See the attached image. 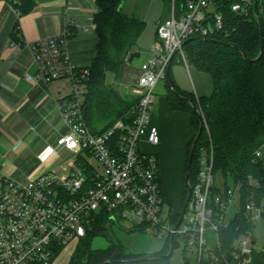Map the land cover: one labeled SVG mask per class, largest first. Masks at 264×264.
Listing matches in <instances>:
<instances>
[{"label":"built area","instance_id":"2783aa9c","mask_svg":"<svg viewBox=\"0 0 264 264\" xmlns=\"http://www.w3.org/2000/svg\"><path fill=\"white\" fill-rule=\"evenodd\" d=\"M225 2L187 0L177 14L173 2L168 18L158 23L155 43L141 65L142 73L133 89L139 103L130 122L121 119L100 134L89 130L82 114L90 72L71 61V31L66 29L30 45L35 73L27 75V81L50 84L66 80L72 86L71 95L59 105L69 133L58 140L54 151H67L73 159L61 166L66 171L63 176L51 171L23 182L0 173V264H56L61 254L58 252L84 239L103 213L115 223L128 219L143 225L166 242L173 234L178 235L197 264L205 259L215 264H251L253 252L262 250L256 248L254 230L255 223L264 220V201L248 200L243 216L253 230L240 235L232 250L224 253L219 231L226 229L241 211V186L212 193L217 183L212 145L200 151L197 180L193 185L189 182L191 197L176 232L173 211L160 183L158 157L143 150L144 143L158 146L161 141L158 127L150 125L151 109L156 101L155 89L159 81L165 80L172 57L180 56L187 65L185 41L225 31L221 12ZM228 2L233 13L243 17L254 14L255 0ZM204 126L207 128L205 120ZM263 149L264 144L255 151V157H260ZM249 183L258 186L253 179ZM234 208L237 212L231 216ZM208 231L212 234L210 240L206 237Z\"/></svg>","mask_w":264,"mask_h":264},{"label":"trees","instance_id":"16d2710c","mask_svg":"<svg viewBox=\"0 0 264 264\" xmlns=\"http://www.w3.org/2000/svg\"><path fill=\"white\" fill-rule=\"evenodd\" d=\"M7 1L14 5L21 16L30 13L34 8L32 0ZM158 1L162 2L165 10L169 12L174 2L177 14L183 10L187 0ZM228 1L221 7L226 24L225 31L221 35L193 40L184 46L187 62L211 76L213 93L210 96L197 97L194 93L181 90L171 70L170 83L178 94L166 86L168 108L191 116L194 134L189 144L186 173L199 130L201 111L207 125V128L203 129L189 168L190 184L193 185L197 180L201 149L212 145L213 174L217 181L212 193L217 194L221 188L227 189L233 185L241 186V211L226 229L219 231L222 251L226 254L232 250L235 239L246 231L253 230V225L243 216L248 200L252 198L257 202L264 201V149L260 157H255V151L264 144V51L261 54L262 37L258 27L261 24L264 30V0H260L261 12L258 18L253 13L249 17L233 13ZM123 2L124 0H97L99 12L94 18L97 35L96 55L91 65L86 68L90 75L86 81L82 105L84 121L94 134L107 131L121 119L130 122L131 114L139 103L138 97L121 94L119 79L121 68L134 53L146 24L134 16L125 15L120 10ZM222 42L236 45L240 50L223 45ZM115 85H118V90L114 89ZM189 100L196 105L199 113L193 109ZM249 179L256 181L258 186L251 185ZM218 180L221 181V186L218 185ZM160 183L165 197L161 167ZM187 196L185 185L181 195L182 206L179 210L171 207L173 225L180 219ZM108 227L112 231V220L108 214L103 213L97 217L87 236L79 241L70 264H128L125 262L148 255L130 254L120 243H112L106 249H93L92 244L96 238H110ZM142 230L144 228L135 231ZM178 238L177 235L174 250L178 246ZM169 248L170 241H167L164 249L157 254H167ZM61 252L62 250L58 253ZM183 256V264H197L192 252L186 247L183 248ZM169 259L129 264H168ZM200 264L215 263L205 259ZM251 264H264V247L253 252Z\"/></svg>","mask_w":264,"mask_h":264},{"label":"crops","instance_id":"0c3cea01","mask_svg":"<svg viewBox=\"0 0 264 264\" xmlns=\"http://www.w3.org/2000/svg\"><path fill=\"white\" fill-rule=\"evenodd\" d=\"M32 1V11L21 16L13 4L0 0V173L23 182L51 171L63 176L66 171L62 165L58 166V162L63 156L73 159V155L67 151H54L58 140L69 133L59 105L71 95L72 86L64 80L50 84L43 80L35 83L27 81L26 76L35 73L30 45L69 29L71 61L79 68H88L96 55L94 18L99 12L97 0ZM129 1L124 0L121 10L127 16H134L135 8L128 5ZM165 14L163 19L156 22L154 31L159 22L168 18L167 11ZM143 49L138 42L134 53L139 52L141 58L144 51L145 62L149 48ZM134 60L131 63L127 61L120 71L119 90L124 87L128 91L124 96L128 97L134 96L133 89L142 73L140 65L132 64ZM172 73L181 90L192 93L180 84L177 71L172 70ZM197 77L203 78L200 73H197ZM199 87L203 89L201 84ZM197 95L205 97L210 92ZM156 109L157 115H151L150 125L157 126L160 132V144L153 147L162 154L155 153L160 159L166 186L167 169L175 163L180 172L185 170L186 176L189 144L194 131L191 116L171 111L166 95L160 98ZM174 209L180 208L175 206ZM119 220L112 223L119 225Z\"/></svg>","mask_w":264,"mask_h":264},{"label":"rangeland","instance_id":"374dc122","mask_svg":"<svg viewBox=\"0 0 264 264\" xmlns=\"http://www.w3.org/2000/svg\"><path fill=\"white\" fill-rule=\"evenodd\" d=\"M127 1L128 0H125V2ZM128 5L130 7L135 8L134 17L145 22L146 29L142 34L141 39H139L138 42L141 44L142 48L150 49L151 46L155 43V32H156V30L154 31L155 24L157 21L163 19V17H165L166 15L165 6L162 2L158 0H152L151 2L148 0H142V2L141 1L139 2V0H134V1L130 0ZM129 6L128 8H130ZM167 15H169V11H167ZM145 57L146 55L145 52L143 51L142 57L139 59H135L132 64L134 66L136 65L141 66L142 63L144 62ZM180 60H181L180 56H176L171 67V71L172 70L177 71L180 84L184 87H187V90L194 93L197 97H198L197 93H199L200 95V93L204 91L210 92L211 95L214 90L211 76L205 72H201L197 70L194 66H192L188 62L187 65H185L184 62H181ZM197 73H200L203 76V78L197 77ZM199 84L202 85L203 89L199 87ZM166 86L167 85L165 80L159 81L155 89L156 102L151 109V115L154 114L157 115L156 108L158 105V101L160 100L161 97L167 94ZM120 92L122 95L128 94L127 93L128 91L125 90L124 87L120 89ZM181 113L184 115L187 114L188 116L190 115L184 112ZM184 131L185 130L182 128V132ZM143 150L146 153H153V154L156 153L162 156V154L158 153L156 147L147 144L143 145ZM69 159L70 156L68 157L63 156L58 162V166L63 165ZM181 172H180V168L176 163L172 167L167 169V175L165 179L166 186L164 185L165 199L167 204L173 208H175V206L179 208L182 206L181 193L185 187V170L182 173ZM218 185L219 186L222 185L220 180H218ZM236 212L237 209L234 208L231 211V216H233ZM116 214H118V212H116L115 215ZM119 221H120L119 225L113 224L114 226L112 227V235H110L109 239L96 238L93 241L92 244L93 249L95 250L106 249L112 243L122 244L128 253L134 255L157 254L164 249V246L166 244V239L165 238L160 239L157 236H154L151 229L135 231L136 229L139 228H145V226L135 225V222L133 223L131 220L128 219H123ZM255 226L256 228L254 230V238L256 240V248L260 250L264 247V220L263 219L258 220L255 223ZM206 237L208 240H210L212 238V234L208 231L206 233ZM177 241H178V246L175 248L172 256L169 259L168 264H183L184 261L183 246L185 244V241L180 238H178ZM78 243H79L78 240L69 243L62 250L61 254L58 256L56 264H70L72 255Z\"/></svg>","mask_w":264,"mask_h":264},{"label":"water","instance_id":"95a60500","mask_svg":"<svg viewBox=\"0 0 264 264\" xmlns=\"http://www.w3.org/2000/svg\"><path fill=\"white\" fill-rule=\"evenodd\" d=\"M120 10H121V7H120ZM254 15L256 18H258L260 16V9H259V2L258 0H255V4H254ZM259 29H260V32H261V37H262V42H261V47H260V52L261 54L263 53L264 51V30H263V27L261 24L258 25ZM193 40H201L200 38L198 39H195V38H191L187 41H185L184 43V46L187 45L189 42L193 41ZM215 42H218V41H215ZM223 45H229V46H233L234 48H236L237 50H240L238 46L236 45H231V44H227L225 42H222ZM176 57V54L172 57L171 61H170V64L167 68V71H166V78H165V81H166V85L167 87L174 91L176 94H178L174 89H173V86L171 85L170 83V78H169V74H170V70H171V67H172V63L174 61ZM245 59L248 60V58L246 57V55H244ZM135 58H140V53L139 52H135V53H132V55L130 56V58L128 59V62L131 63ZM114 89L115 90H118V85H115L114 86ZM183 99H186V98H183ZM190 104L192 105L193 109L199 113V111L197 110V107L196 105L191 101L189 100ZM199 119H200V124H199V130H198V133H197V136L195 138V141L193 143V148H192V151H191V154H190V157H189V165H188V171L186 173V176H185V185H186V188H187V192H188V196H187V200L182 208V211H181V216H180V219L177 223V225L174 227V232L177 231L178 227L180 226V224L182 223V220H183V217L185 215V212H186V208H187V204L190 200V197H191V193H192V188L190 187V184H189V168H190V165L194 159V155H195V149H196V146L198 144V141L202 135V132H203V129H204V117L201 113H199ZM109 231H110V235H112V231H111V228L108 227ZM255 244V242H253V245ZM174 245H175V234L172 235L171 237V240H170V248H169V252L167 254H161V255H158V254H151V255H147L143 258H140V259H134V260H131V261H126L125 263H144V262H148L150 260H153V259H158V260H167L169 259L173 252H174Z\"/></svg>","mask_w":264,"mask_h":264}]
</instances>
